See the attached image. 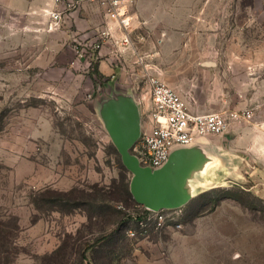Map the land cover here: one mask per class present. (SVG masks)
<instances>
[{
    "label": "rangeland",
    "instance_id": "rangeland-1",
    "mask_svg": "<svg viewBox=\"0 0 264 264\" xmlns=\"http://www.w3.org/2000/svg\"><path fill=\"white\" fill-rule=\"evenodd\" d=\"M78 1L0 0V212L19 225L13 264H135L139 239L170 237L166 229L130 239L127 232L137 226L129 218L117 233L113 223L100 228L99 208L91 200L72 213L39 210L32 202L45 189L92 193L90 187L97 185L113 192L116 201L107 203L121 212L120 220L127 216L120 205L141 212L130 199L120 200L121 174L130 181L132 174L120 168L122 159L101 109L112 98L132 96L141 128L146 126L148 84L143 77L126 82L121 66L113 70L115 78L100 68L104 78H94L97 51L88 47L84 57L78 56L82 46L71 37L78 31L75 22L66 32L50 30L52 11L76 12L80 23L90 25L85 28L89 41L95 40V21L86 16L94 11ZM172 6L173 17L156 40L153 67L147 70L153 69L194 109L217 112L236 106L254 112L252 120L206 137L205 148L200 142L181 148L201 147L223 165L204 178L193 173V196L180 208L183 228L174 242L181 251L187 241L198 264H264V0H175ZM181 23L180 29L173 26ZM185 43L205 45V52L191 54L217 66L175 70L179 52L174 49ZM237 61L244 65L232 68ZM89 213L95 214L92 222ZM105 235L111 236L105 244L85 250Z\"/></svg>",
    "mask_w": 264,
    "mask_h": 264
},
{
    "label": "built area",
    "instance_id": "built-area-1",
    "mask_svg": "<svg viewBox=\"0 0 264 264\" xmlns=\"http://www.w3.org/2000/svg\"><path fill=\"white\" fill-rule=\"evenodd\" d=\"M89 4H96L102 9L105 16L116 21L123 30L122 43L132 46V35L137 31L130 16V8L134 0H79ZM52 23L50 30L58 28L63 21V12L54 10L51 12ZM111 37L110 32H100V39L85 45L77 39L81 50L77 49L79 57L85 56V48L91 47L99 52L104 42ZM79 40V41H78ZM137 62L143 69V78L148 84L149 94V118L146 126L141 129V135L133 147L134 155L142 167L152 170L162 168L169 160L171 154L182 147H189L200 139L213 135L227 133L233 125L241 121H250L254 117L252 110H224L201 114L194 112L189 103L165 81L149 65L144 55L137 54ZM141 101V100H138ZM140 206V205H139ZM119 209L125 211L127 218L135 222L137 229L129 230L130 239L147 237L150 232H161L166 229L180 231L183 224L180 222L181 209H163L154 211L144 206L138 208L140 213L128 211L124 205Z\"/></svg>",
    "mask_w": 264,
    "mask_h": 264
},
{
    "label": "crops",
    "instance_id": "crops-1",
    "mask_svg": "<svg viewBox=\"0 0 264 264\" xmlns=\"http://www.w3.org/2000/svg\"><path fill=\"white\" fill-rule=\"evenodd\" d=\"M175 0H134V3L129 6L130 16L133 20V25L137 27V31L132 35L133 43L132 46H126L122 43L124 38L123 30L120 28L116 21L109 19L104 15L102 9L96 4H89L86 2H80L79 4H84V7H90L91 10L87 11L86 16L88 19L95 21L93 25V32L96 36L94 41H89L90 32L86 31L87 24L83 25L80 23V17H77L76 12H71L69 14H63V21L60 23L58 28L54 30H60L61 32H66L69 26H73L75 22L77 26L76 36L71 35V37H77V39L82 40L85 45H90L91 43L100 39V32L103 30H108L111 37L104 42L101 50L97 52V59L99 60V68L101 73L112 76L115 78L116 75L113 72L115 67L121 66L120 75H124L127 79L126 82L132 83L136 78L143 77V72L141 65L137 62V54L144 55L145 59L150 62V58L156 56L154 46L156 40L159 39L160 35L165 33L167 24L169 20L172 19V8ZM97 10L100 12V17L98 18ZM82 20V19H81ZM180 25L174 24L175 28L180 29ZM175 53L179 52V56L175 55V70L179 68L182 69L190 68V70L198 71L200 69L205 70L208 67H216L217 61L214 63H209L208 61H202V56L198 60H195L197 56H194V52L202 53L206 51L205 45L185 43L180 44L179 48H175ZM189 52L187 55L185 53ZM184 53V54H183ZM179 57V58H178ZM188 65L183 62H187ZM232 68L243 66L244 62H231ZM140 73H136V71ZM182 75V74H181ZM229 75V74H228ZM227 75V76H228ZM185 76V75H184ZM136 81V80H135ZM174 89V88H173ZM176 90V89H175ZM177 91V90H176ZM178 92V91H177ZM179 93V92H178ZM182 97L183 95L179 93ZM185 100L186 98L183 97ZM197 98V97H196ZM195 98V99H196ZM187 101V100H186ZM190 107L191 104L189 103ZM229 110L239 111L242 109H235L236 106H228ZM147 109V107H146ZM194 112L206 114L216 111H203L200 109H194ZM199 142L204 146H207L208 140L206 138L200 139ZM198 142V143H199ZM180 231L169 230L166 234L173 238L168 242V238L165 236H156L154 238L147 237L139 239L137 248L134 252L135 264H198L197 257L191 254L190 247L187 241L185 245L181 247V251H178V245L174 242L178 233Z\"/></svg>",
    "mask_w": 264,
    "mask_h": 264
},
{
    "label": "water",
    "instance_id": "water-1",
    "mask_svg": "<svg viewBox=\"0 0 264 264\" xmlns=\"http://www.w3.org/2000/svg\"><path fill=\"white\" fill-rule=\"evenodd\" d=\"M105 127L116 146L122 163L132 174L130 191L135 202L154 211L177 209L192 199L189 181L196 171V154L201 147L175 150L160 169L142 167L132 149L141 135V114L132 96H120L101 109Z\"/></svg>",
    "mask_w": 264,
    "mask_h": 264
},
{
    "label": "trees",
    "instance_id": "trees-1",
    "mask_svg": "<svg viewBox=\"0 0 264 264\" xmlns=\"http://www.w3.org/2000/svg\"><path fill=\"white\" fill-rule=\"evenodd\" d=\"M99 65L95 64L93 69V77L97 75L100 79H103L104 76L99 71ZM95 78V77H94ZM95 85L98 84L97 79L94 80ZM120 168L126 172L127 169L124 165L119 162ZM121 180L123 185V197L120 200L127 202L129 199L135 204L136 208H140V206L135 202L133 196L130 192V179L128 175L125 173L121 174ZM92 193H86L85 191H81L79 189L73 188L69 191H57L53 189H45L40 191L35 197H32L33 204L37 207V209L42 210L45 207L50 208V210L58 211L61 213H72L81 206H85L88 201H93V206H97L99 208V217L102 221H98L99 227H103L108 223L116 224L115 233L121 230V227L124 226V222L126 221L127 216L120 220V211L115 209L111 204L107 203V201H116V198L111 197L113 192L107 194L104 192V189L99 188V186L94 185L90 187ZM211 193L210 191L204 192L198 196V198L205 197L207 194ZM81 194V196L79 195ZM117 192L115 193V196ZM198 200V199H197ZM101 202V203H100ZM100 203V206H99ZM215 205V204H214ZM216 205L218 203L216 202ZM213 208V207H212ZM201 211L198 212L200 214ZM95 217L94 213H89L88 218L92 222ZM19 234V225L16 220L6 219L0 212V264H13L15 261V257L18 254L17 248V239ZM112 236V234H111ZM111 236L105 235L95 239L94 242L87 243L85 250L92 251L95 248L99 247L106 243ZM84 260H88L85 254L83 255Z\"/></svg>",
    "mask_w": 264,
    "mask_h": 264
},
{
    "label": "bare ground",
    "instance_id": "bare-ground-1",
    "mask_svg": "<svg viewBox=\"0 0 264 264\" xmlns=\"http://www.w3.org/2000/svg\"><path fill=\"white\" fill-rule=\"evenodd\" d=\"M206 152L207 151H205V149H202V151L200 152L201 154L197 153L195 156L196 175L199 178H204L210 170H216L223 165L222 161L219 158L211 156Z\"/></svg>",
    "mask_w": 264,
    "mask_h": 264
}]
</instances>
